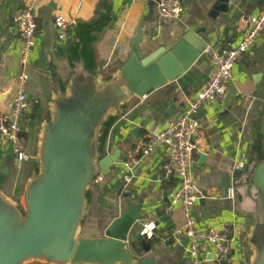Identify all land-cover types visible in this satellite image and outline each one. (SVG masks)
Segmentation results:
<instances>
[{
  "label": "crops",
  "instance_id": "crops-1",
  "mask_svg": "<svg viewBox=\"0 0 264 264\" xmlns=\"http://www.w3.org/2000/svg\"><path fill=\"white\" fill-rule=\"evenodd\" d=\"M28 0H0V94L5 100L0 111L12 97L19 72V41L14 17ZM158 0H42L35 12L36 47L28 68L29 96L38 103L23 117L22 127L33 152L36 142L37 121L42 115L50 94V83L45 71L49 64L58 74L66 72L65 49L74 38V26L91 21L104 4L109 22L91 48L98 70L107 74L119 67L130 52V44L142 29V47L151 51L158 46L170 45L181 30L204 27L213 29L208 48L236 47L248 25L250 16H256L264 7V0H183L179 21L169 27H158ZM81 8L75 15L76 6ZM226 6L227 12L221 8ZM104 12V9L102 10ZM56 15L73 21L70 39L61 44L53 24ZM212 71L210 60L202 55L192 70L155 94L135 103L127 115L114 127L111 144L121 150L116 167L105 174V179L95 193L92 216L87 232L98 233L119 216L128 201L139 197L149 199L147 218L135 229L132 243L140 256H150L154 264H188L187 244L176 240L172 232L182 228L183 211L176 208L168 214L164 204L166 192L177 187V179L163 180L162 167L170 151L160 148L149 157H142L140 150L150 131H160L167 121L180 119L188 102L206 83ZM199 123L197 149L193 154L191 172L200 191V200L193 207L197 227L228 230L227 245L231 250L225 262L217 261L211 249L200 252L201 264H247V251L243 234L247 220L238 213V196L232 186L233 173L240 158L249 157V147L255 137L261 138L264 148V34L253 48L244 54L232 70L225 96L220 104L204 105L196 118ZM133 134V132H135ZM7 146L0 144V169L8 166L9 177L4 185L6 192L19 198L27 166L14 161L7 153ZM136 159L131 181L125 182L124 163ZM233 188V198L230 190ZM129 195V197H127ZM154 226V236H141L147 225ZM149 250L146 251V248Z\"/></svg>",
  "mask_w": 264,
  "mask_h": 264
},
{
  "label": "water",
  "instance_id": "water-1",
  "mask_svg": "<svg viewBox=\"0 0 264 264\" xmlns=\"http://www.w3.org/2000/svg\"><path fill=\"white\" fill-rule=\"evenodd\" d=\"M221 9L227 12L226 6ZM105 12L104 4L99 5L91 21L74 26V38L65 49L63 75L52 63L45 71L49 99L37 121L36 142L25 164L19 198L4 188L9 167L0 169V264H154L152 257L140 256L131 241L147 218L149 199L126 202L124 211L98 233L87 232L98 187L95 182L120 161L121 150L111 144L114 127L135 103L190 72L214 31L185 28L172 44L146 51L139 29L127 59L102 74L91 45L109 22ZM5 97L0 94V104ZM7 153L12 154L11 147ZM248 154L244 168L233 173L232 186L238 213L247 220L242 237L247 264H264L261 138H254Z\"/></svg>",
  "mask_w": 264,
  "mask_h": 264
},
{
  "label": "built area",
  "instance_id": "built-area-1",
  "mask_svg": "<svg viewBox=\"0 0 264 264\" xmlns=\"http://www.w3.org/2000/svg\"><path fill=\"white\" fill-rule=\"evenodd\" d=\"M41 2L42 0H28L14 17L19 41V72L16 76L15 94L8 101L6 109L0 111V144L11 147L13 159L19 164H27L31 157L22 120L38 103L29 96L28 68L36 47L35 12ZM80 8L78 3L74 11L75 15ZM157 9L158 27H169L180 20L183 12V0H158ZM53 24L58 42L67 43L70 39V27L73 21L56 15ZM247 25L248 27L236 47L207 48L203 52L212 65V71L206 83L188 102L180 119L167 121L158 132L150 131L147 134L146 143L140 150L143 158L151 156L160 148L170 151L169 159L162 167V178L163 180L175 178L178 184L164 204V211L168 214L176 208L183 211L182 228L173 231L172 237L176 240H187L188 264H201L200 252L204 247L211 249L214 258L219 262H225L231 255V250L226 243L228 230L225 227L206 230L197 227L193 207L201 196L191 172V163L197 149L199 136V123L196 114L206 104L214 105L222 102L234 66L244 54L253 48L257 38L264 34V7L256 16L248 18ZM137 164L136 159H130L124 163L127 172L123 175L125 182L131 181L130 174ZM244 166L245 159L240 158L236 164V170H242ZM104 179L105 175H100L95 182L96 185L102 184ZM233 193L234 190L231 188L230 198H233ZM141 236L151 239L154 236V226L147 225L142 230Z\"/></svg>",
  "mask_w": 264,
  "mask_h": 264
},
{
  "label": "rangeland",
  "instance_id": "rangeland-1",
  "mask_svg": "<svg viewBox=\"0 0 264 264\" xmlns=\"http://www.w3.org/2000/svg\"><path fill=\"white\" fill-rule=\"evenodd\" d=\"M14 94H15V90L13 91L12 97H13ZM5 147H6V145H5Z\"/></svg>",
  "mask_w": 264,
  "mask_h": 264
},
{
  "label": "trees",
  "instance_id": "trees-1",
  "mask_svg": "<svg viewBox=\"0 0 264 264\" xmlns=\"http://www.w3.org/2000/svg\"><path fill=\"white\" fill-rule=\"evenodd\" d=\"M148 250H149V247L146 248V251H148Z\"/></svg>",
  "mask_w": 264,
  "mask_h": 264
},
{
  "label": "flooded vegetation",
  "instance_id": "flooded-vegetation-1",
  "mask_svg": "<svg viewBox=\"0 0 264 264\" xmlns=\"http://www.w3.org/2000/svg\"><path fill=\"white\" fill-rule=\"evenodd\" d=\"M11 156H12V154H11ZM13 157V156H12Z\"/></svg>",
  "mask_w": 264,
  "mask_h": 264
}]
</instances>
